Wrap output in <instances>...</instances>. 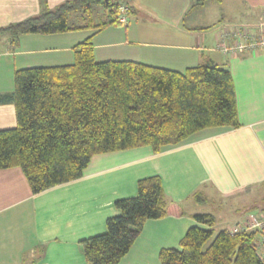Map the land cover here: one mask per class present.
Here are the masks:
<instances>
[{
    "label": "crops",
    "instance_id": "obj_1",
    "mask_svg": "<svg viewBox=\"0 0 264 264\" xmlns=\"http://www.w3.org/2000/svg\"><path fill=\"white\" fill-rule=\"evenodd\" d=\"M66 1L72 0H0V28ZM126 3V23L97 33L25 35L13 46L1 38L0 96L14 91L18 70L71 65L73 48L92 36L98 63L133 62L180 74L206 64L227 70L238 127L204 129L158 153L145 146L94 156L80 179L39 194H32L21 169L0 170V264H86L80 242L104 234L106 220L120 213L114 203L135 197L145 178L158 177L165 199L181 214L147 221L120 264H161L160 251L179 250L191 227L207 229L195 216L212 217L213 230L223 231L264 209V51L223 56L216 49L222 29L264 32V0L209 1L199 8L191 0ZM15 127L14 106L0 103V131ZM215 205L239 217L217 218L206 210Z\"/></svg>",
    "mask_w": 264,
    "mask_h": 264
},
{
    "label": "trees",
    "instance_id": "obj_2",
    "mask_svg": "<svg viewBox=\"0 0 264 264\" xmlns=\"http://www.w3.org/2000/svg\"><path fill=\"white\" fill-rule=\"evenodd\" d=\"M192 8L209 1L191 0ZM127 0H72L0 28L15 45L21 36L99 32L120 25ZM68 66L14 73V91L0 103L15 108L16 127L0 131V170L19 168L32 194L80 179L92 157L148 146L154 153L209 128L238 127L229 72L213 64L183 74L133 62H96L92 36L73 48ZM201 204L204 199L195 194ZM120 212L106 232L80 242L86 264H120L150 220L181 214L167 202L160 179L139 180L133 198L114 203ZM264 212V209L261 210ZM179 250H161V264H264L253 232L215 233L214 220L194 217Z\"/></svg>",
    "mask_w": 264,
    "mask_h": 264
},
{
    "label": "built area",
    "instance_id": "obj_3",
    "mask_svg": "<svg viewBox=\"0 0 264 264\" xmlns=\"http://www.w3.org/2000/svg\"><path fill=\"white\" fill-rule=\"evenodd\" d=\"M119 21H127V8L121 7ZM216 49L223 56H242L264 51V32L247 28H225L218 33ZM230 235L253 232L255 253L264 262V212L245 218L242 222L227 229Z\"/></svg>",
    "mask_w": 264,
    "mask_h": 264
},
{
    "label": "rangeland",
    "instance_id": "obj_4",
    "mask_svg": "<svg viewBox=\"0 0 264 264\" xmlns=\"http://www.w3.org/2000/svg\"><path fill=\"white\" fill-rule=\"evenodd\" d=\"M121 6H123V5H120L118 7V9H117L119 13L121 12L120 11L121 10ZM209 12H214V8H211V10H209ZM186 22H188V20H186ZM249 203H251V202H249ZM262 204L264 206V203H261V205ZM229 205H232V204L230 203ZM206 210H208L209 212H212V214L214 216H217V218H221L222 217L224 221H228V222L234 221L233 219H235V217H237V218L239 217V214H238L239 212L237 213L238 215L237 214H234L230 207L222 208V207H218L217 205H215L213 207L212 206H208ZM260 211L253 210V211H251V215H258V214L261 213ZM258 212H260V213H258ZM235 224H237V223H234L232 225H235ZM232 225H229L228 228H230ZM220 229H222V228H215L214 229V232L217 233L218 231H220Z\"/></svg>",
    "mask_w": 264,
    "mask_h": 264
}]
</instances>
